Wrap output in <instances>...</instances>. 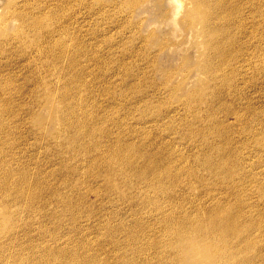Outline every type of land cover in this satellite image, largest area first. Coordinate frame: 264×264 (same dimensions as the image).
<instances>
[{"label":"rangeland","instance_id":"rangeland-1","mask_svg":"<svg viewBox=\"0 0 264 264\" xmlns=\"http://www.w3.org/2000/svg\"><path fill=\"white\" fill-rule=\"evenodd\" d=\"M34 1L35 0H33V1L31 0L30 2H32V6L34 5V7H37L39 3L42 4V6H43L44 2L46 3V1H48V0H42V1L36 0L35 2ZM83 1L86 4L80 5L81 8L79 10H78V6H79L80 0H65V2L63 0H56V1L55 0H49V3H53V6H55L54 11H55V13L57 12L56 14L63 16V13H64V14H66L65 15L66 19L68 18L69 15H70L69 17L72 18V22H71V19H68V23L71 22L68 24L70 26V27H68V32H70V33L72 32L71 33L72 35L70 38V43H74L75 46H70V49H71V51H74V50L78 51V56H77V58L79 59L78 67H80L84 70V75L81 77V82L85 86L86 92L89 95H91V94L96 95L95 97L98 98V100L100 102L103 101V105H101V106H104V108H103L104 113H103V116L101 119L100 126H104L107 128L110 127L113 129L116 126H119L117 123L114 122V120H118V118L120 120H124L125 122L127 119H129L128 120L129 122H131V121H135L138 123L141 122L139 125H142V127L146 128L148 130L145 133L139 131L140 133H143L145 135L147 134V136L150 137L149 140L151 138H153L154 140H157L158 143H161L162 145L166 146V148H168L169 150L171 149L170 153L173 154L174 156H178V153L180 155H183L182 157L187 159L185 162H187L188 165L192 164L189 166L195 167L197 165L196 166L197 171L200 170L199 172H201V170H202V172H201L202 176L207 177V175H208L207 182L209 181L210 185L208 183H207L208 184L207 185L206 182L202 183L199 180L193 179L192 185L190 186L192 189H189L187 185H184L186 189L183 186H180V188L183 187L181 189L185 191V194H187V196L189 194V197L187 198L186 195L184 196L183 194H181V193H184V191L179 192V194H177L176 197L174 196L175 199L173 200L172 203H170V205H168V207H166V209L168 208V210H171L169 207L170 206L174 207V205H175L177 207V209L179 208V211L177 210L178 213L175 212L178 215L181 214V212H182V215H183V213L184 214L187 213V212H185L187 209H188L187 210L188 212L190 211V213L194 214L193 211H196V209L193 206H195V202H200V200H201L200 197L204 196L203 198L204 199L207 198V202L209 201L208 196H207L208 195L207 192H208V190L211 191L213 189L212 185H214V189L219 188L218 190L224 192V194L226 193L227 190L232 191L234 189V190L243 191V189H244V187L241 185L242 182H239V185L237 184L238 183L237 182V183H235L236 185L232 184L231 186L226 185L224 187L223 185L225 184L224 181H226V179H223L222 186H221V184L219 186L218 185L219 184L218 179H216L218 177H216V175L213 176L212 173L209 175L210 170L206 166H204V165L202 166V163L200 162V160H199V162H197L198 156H199V158H201V157L205 158L207 156L206 154H208V152H209V154H211L213 152V148H211L210 146H213L215 141H217V143L219 142L218 141L219 138H217V135H215V133H214L215 129H217L218 124H213V120H210L208 118L210 111H213L214 114L217 115L218 118L221 119L223 126H226L225 127L226 131L230 132L231 135L234 134L232 136V138L234 140L233 142H234L235 146L237 147L236 154H240L239 156H241L242 154L239 152H244L245 155L243 156L244 159H242V160L244 161L246 159L247 161H249L248 162V164H249L248 170H250L251 173L250 172L247 173V171H246V174H250L251 177L253 176V182H252L253 185H252V187L250 185L248 186L251 188L248 191L249 193H247L248 195L246 194V196H245L246 199L249 198V201H250L249 203L251 205H253V206L257 205V206H255L256 208L254 207V209H255L254 211L256 213H257V211L258 212L264 211V196H263L264 195V150H262V146L264 145V63H263L264 62V60H263V57H264V35H263L264 34V23H263L264 22V10H263L264 0H253V1L249 0L250 3L248 0H243V1L242 0H233V1L229 0L230 3L227 2L228 0H220L222 2V4H220L219 0H217V1L212 0L210 2V5L213 1H216L217 3H219V4H217L216 2H214L211 5L212 11H211V9H210V12L208 11L210 13V17L212 16V19L215 17L213 19L214 21L211 19L214 25H216V26L219 25L217 27H220V29H221V27L225 26L224 24L229 25V23L231 22V23L236 25V22L238 23V21L239 22L242 21L241 23L246 24L247 31L250 30L249 32H252V34L250 33L251 35L249 37L248 35L244 34L245 32L243 33L241 31V29L240 30L235 29V25L232 28L227 27V34H228L229 39H226L225 41L224 40L223 41H224V44L227 42V44H225V45H227L229 48L232 45L230 51L231 52L233 51V52L231 55H227V56H230V58H228L230 60H228V62L223 65L224 67L221 66L222 64L220 63L222 60L221 55L220 56H217V55L213 56L215 58V60L212 59V62L214 61L215 64L214 63L213 64L215 66L217 65L216 66V72H217L218 76H216L215 78L211 77V79L208 75L199 73L198 65H197V62H199L198 59L201 56V52H203V51L207 52V50H208L207 47H205L202 44L204 38L202 36L196 37L192 33L186 32L184 26L182 25V23L179 20V18H181L182 14L184 13V5L183 4L180 5L179 7H177L178 9H176V6L174 4V0H147L145 2L146 4H144L142 7H138L137 9L134 8V12H133L130 9V6H134V5H129L127 2L128 0H101V1L100 0H83ZM234 1L236 3H234ZM245 1H247V2H245ZM231 2H233L232 5L236 6V7L234 6L235 9H233L234 7L231 8L232 7ZM99 3L105 4V5H102L101 7H99V5H98ZM238 4L241 7L240 11L245 9L244 11L246 13L241 11V12H243L244 15L241 12L238 13L239 16L237 14H235V12L237 11L236 8L238 9V7H239ZM258 4L260 6H258ZM171 5L173 7V11L177 15L176 16V20H177L176 22L173 18L174 14H172ZM221 5H223V6H221ZM226 5L228 8L226 7ZM241 5H244L243 8ZM30 6H31V3L27 7L21 6V7H19V9L24 8L25 9L24 13L26 14L27 8H29ZM66 6L70 9L66 10ZM72 6H76L75 9ZM213 6L218 11H215V9H213L214 8ZM229 6H231V7H229ZM255 6H256V8L258 7L257 9H259V7H260V10L262 9L263 13L259 12L255 8ZM220 7H222V8H220ZM223 7H225L227 10L223 9ZM32 8L33 7H31V9ZM9 9H11V7L9 6L8 1L7 0H0V15H2V13H5V11L7 13L9 11ZM31 9L29 8L28 11H30V12H27L28 15L25 16V19H28V16L31 13L32 14L36 13L37 16H43L44 15L42 10L40 12V10H38L37 8H35L36 10H31ZM124 9H125V11H124ZM74 11L77 13L76 15H75ZM219 11H221V14ZM231 11L233 12V14ZM69 12H71V13L69 14ZM177 12H179V13H177ZM240 13L242 14V17L240 15ZM178 14H179V16H178ZM216 14H217V16H216ZM12 15L10 14V16H9L10 18H8V20H7L5 29L8 28L9 30H12L15 26H17L20 23V21L17 20L16 17L15 16L13 17ZM227 16H228V18H227ZM44 17H45V15H44ZM81 17H82V19H81ZM241 18H244V19L241 20ZM66 19H65V21H66ZM73 19L78 20V22L75 21V23H74ZM79 20H82V21H79ZM233 21H235V22H233ZM255 23H256V26L254 25ZM79 24H81V25H79ZM248 28H249V30H248ZM257 30L258 31L260 30L259 32L262 33V35H263L262 40L263 41L259 39L260 33L258 35H256L259 38L254 36ZM30 31H33V30H30ZM229 31L230 32L232 31V32L230 33ZM237 31H238V33H240V31H241V33L239 34L240 36L238 35V33H236ZM233 34L234 35L237 34L238 36L237 35L234 36ZM245 35L247 38L245 37ZM230 36L233 38L238 37L236 40L237 42L235 41V43L233 42V44H231L230 41L232 38ZM252 36L254 38H252ZM219 37H220V35L217 36V38H219ZM62 38H63L62 40H61V38H59L58 42L60 44L57 43L56 45H53V42H51L50 40L45 41L46 39H44V41L42 40V42H41V40H38V42H39L38 43V42H36L38 38H34V37H33V39L28 38L24 42H22V43L20 42V45L14 44L15 47L13 49H15L16 47L18 48L20 46L18 49H19L20 53L22 52V54H20L19 51L17 52L18 49H15L17 54H14V52H11V51H15V50H11L10 52H8L9 55L6 53L3 54L5 57L0 55V84H5L10 79H13L15 84H18L19 86L24 87L23 90L21 92H19L20 94L18 93L19 95L17 94L15 96L16 99H14L12 101L8 100V101L2 102L3 105H5V107H7V111H11L13 108H17L19 106H23V108L26 109L27 108L26 105L25 104L21 105V104L23 103V101L29 102L32 99V95H33L32 90L35 89L34 87H35L37 81L39 82V80L44 75H47L53 81H58V80H55L54 77H50L49 74L47 73V71L45 72V69H48V68L53 66L52 58H54V56L57 53H60V50H61L60 47L62 45H64L63 44L64 43V41H63L64 36ZM56 39H58V38L56 37ZM221 39H223V38H221ZM238 39L242 40L243 44ZM72 40H74V42H71ZM251 40H252V42H251ZM246 41H247V43H246ZM258 41L260 43H258ZM237 43H239V44L237 45ZM245 43H246V47L243 46V45H245ZM23 44H25V46H23ZM234 44H236V45L233 46ZM247 44L248 45L251 44L250 48ZM21 45L23 47H26V48H23ZM241 46H243V48H244V50H243L244 52L242 51L243 54L245 55L244 58H243L244 55L241 54L242 52L240 53L239 51H237L239 49V47H241ZM42 47H43V49H46V50H49L51 48L50 49L51 51L48 53H49V55H53V56H47L48 53L45 50H41ZM197 48H199V49H197ZM246 48H248L247 51L245 50ZM22 50H24V51H22ZM252 52H254V53H252ZM25 53H26V55H25ZM21 55H23V56H21ZM238 55H239V57H238ZM11 56H13L15 59ZM16 56H19V57H17V59H16ZM246 56L247 57L249 56L248 58H251V59H248ZM18 58L20 60H18ZM12 60H13V62H12ZM32 60H33V62H32ZM231 60L232 61H236V60L238 61L239 60L240 62L236 61L237 62V64H236V62H232ZM59 61L66 62L67 60L65 61V59H61ZM217 61H218V63H217ZM8 62H10V63H8ZM54 63H56V61ZM231 63H233V64H231ZM26 64L29 67L26 66ZM33 64H37L38 66H40L39 70L37 68H33V66H34ZM238 64H239V66H238ZM31 65H33V66H31ZM228 65H229V67H228ZM219 66L221 67V69ZM230 69L233 70V72ZM3 70H5V71H3ZM221 70H223V71H221ZM228 71H229V76L232 78V80L229 84L223 86L221 84L222 80H220V79H222L221 75H223V73H226ZM236 74H238L237 77L235 76ZM215 75H216V73H215ZM3 76H4V78H3ZM69 76H70L69 74H64L63 79H67ZM220 76H221V78H220ZM236 80H237L238 84H237ZM233 81H235L236 84ZM51 83H54V82H51ZM216 84H217V87H216ZM232 84H234L236 86H234ZM237 85L239 88L237 87ZM29 86H32V87L34 86L33 87L34 89L32 87H29ZM218 86L221 87V89L220 88L218 89ZM227 86L229 88H225ZM230 86H232V87L230 88ZM52 87L53 88H51V90H48V91H47V89H41L40 88L38 91L39 95L41 96V95H44V93L50 92L51 96H53L56 93H52L51 91L54 90L53 92H57L56 83L52 84ZM226 91L228 92V94ZM0 93H1V90H0ZM194 93H198V95L202 94V96L201 95L200 96L203 97L202 98L203 101L202 100L197 101V99H198L197 96H192ZM191 96H192V98H194V100L192 102H190V100H189V98ZM113 97L117 98V100L112 102L114 104L111 105V103H109V101ZM241 97H243V98L241 99ZM143 100H144V102H142ZM49 104H50V102H38L33 106L34 110H35L34 113L36 114V117L41 114V117L43 118V120L41 122H39V123H41V124H39V127L43 128V129L45 126H47V123L51 127V129L56 128L57 127L56 125H58L56 122H53V121L48 122L49 113L51 111L50 109H53V107H49ZM108 106H110L111 108L109 109ZM27 109L25 111H28ZM29 109H30V107H29ZM90 109L93 110V107L92 108L90 107ZM143 111L151 113L148 116L149 118H143V115H141V113ZM123 112H125V113L127 112V113L125 114ZM152 116H154L155 119H153ZM158 118H160V119H158ZM145 122H147V123H145ZM149 123H152V124H149ZM201 124H203V125H201ZM12 125L18 126L17 131H15L16 138H12V139H13V141H19L20 143H19V146H17L16 148L13 147L14 155L12 154V149H11V152L8 149V153L6 154L7 158H9V157L11 158L13 155L14 157L12 160L14 162L16 161L15 163L11 164V167H13V168H11V171H9V173H8L5 171V169H0V198L5 196L2 199H5V201L7 200L8 202L10 201L9 202L10 206L7 203L8 211H7V207L0 203V225H1L0 229H2V230H0V243L2 242V244H0V258L3 259L2 263H0V264H18V263L22 264L23 262H24L23 264H43L44 262H45L44 264H47V262H48V264H50L51 262L54 264H57V263L59 264V261L61 262L60 264H64V263L65 264H78V263L80 264L82 262V260H84V259H85L84 261L87 264H91L89 262H92L93 264H95V263H98L101 258H106V257L111 259V262L114 261L113 264H117V263L118 264H126V263H128V264H130V263L131 264H141L143 262H144L143 264H146V261L148 262L147 264H153L151 262L155 261L156 258H154V260H153V258H151L152 257L151 253H152V255H155V256H156V254H154L152 252V250L155 248H152L150 245L151 244L153 245V243L155 242V241H153L154 239H156V240L158 239L156 237L158 235H159L158 236L159 239L157 241H160V242L161 241L166 242L167 240L170 241V238L172 239L173 237L169 236V233H168L169 230H167V227H169L170 225L173 226L175 223H171L169 221L171 219V216H164L162 213L158 214L160 212L154 210L157 207L156 204L162 205L161 204L162 201L163 202L165 201V199H164L165 196L161 195L163 193H159L157 191L154 192L155 189L150 188L151 187L150 184L147 181H144V179L139 178V174L137 175L136 173L132 172V170H131V173L129 172L130 170H128L125 177H121L122 172L125 170L123 168V165L121 162L122 161V155H120V153H116L115 149L118 146L125 145L126 142L128 141L127 140L128 136H126L123 133V131L115 130L114 133L111 134L109 139H107L108 141L106 140L104 142H101L102 143L101 146H99L98 148H95L96 145H93V143H94V141H92L93 139L90 137L84 136V135L81 137L82 138L81 144L83 146L82 145L81 146L75 145V142L73 143L74 144L73 146H69V145L67 146L65 143H64L65 145L62 142L60 143L59 140L57 143V138H54V135H51V134H45L44 135L42 133L41 129H40V131H37L38 134L36 133V131L34 129H33L34 132L31 133L32 130H30L28 128V124H27V127H26V125H20V124H15V123H13ZM202 126H203V128H202ZM39 132H40V134H39ZM41 133H42V135H41ZM140 133L138 134L134 131H131L130 135H134L135 137H133V139H135V141H138V143H140L143 141V138L140 136L141 135ZM33 134H34V136H33ZM239 134H241V135H239ZM37 135H39V136H37ZM119 136L123 137V139L120 137V141H118L119 144H116V142L113 140H117V138ZM246 136H247V138H246ZM45 137H46V139H45ZM35 138H37L39 140L38 141H37V139L34 140ZM72 138L74 141L75 138L74 137H72ZM194 140H197L196 144H199V142H200V146H198V147L199 148L201 147V149H199L195 146ZM90 141L93 143H91ZM165 142L167 145L164 144ZM204 142H206L205 143L206 145L204 144ZM33 144H35V145H33ZM36 144H37V147H36ZM45 144L46 145L49 144L50 146L49 145L46 146ZM61 144H63V145H61ZM202 144H203V146H202ZM109 145H111V146L109 147ZM77 146H79V150L77 149L78 148ZM113 146L114 147L116 146L115 149L113 148ZM55 148H56V150H55ZM72 148H74V149H72ZM63 149L66 151V153ZM83 149H87V150H83ZM89 149H91V150H89ZM102 150H104L105 152L102 153L103 152ZM100 151H102V152L100 153ZM112 151H113V153H112ZM49 152H51V154ZM68 152H71V153H68ZM84 152H85V154H84ZM93 152L94 153L96 152V153L94 154ZM108 152H109V154H108ZM181 152L184 154H182ZM200 152L203 154V156ZM62 153H64L65 156ZM204 153L206 156H204ZM57 154H58V156H57ZM112 154L113 155L116 154V155L113 156ZM56 156H57V158H55ZM66 156H67V158H66ZM71 156H73V158ZM63 158H65L66 160H64ZM109 158H111V161L113 162V164H112L114 166L113 167V173L117 174L118 177L120 176V179H121V180H119V178L117 177V179L115 180L117 183L115 182L114 184L118 185L119 183H122L123 184L122 189L117 188L115 193H110L108 191L110 189H107L109 187V186H107V184L109 185V183H106L104 181L105 178L104 179L102 178L103 181H100L101 179L97 180L99 182L98 185L95 184L96 182L94 183V187L96 190L95 193L91 192L92 194L88 193L87 196L86 195L82 196V192H84L85 189L82 188L80 185H83L82 182H83V180H85L86 176L89 177L90 176L89 174L94 173V176L97 177V176L101 175L102 172H104L106 176L108 175V173L110 171H109V169L106 171L107 168L103 164V161L105 163L107 159L110 160ZM141 158L139 157V159L138 158L136 159V162H135L136 167H140L144 163L145 159H141ZM95 159H97V160H95ZM73 160H75V161H73ZM117 161H118V163H117ZM193 161L195 163L197 162V164L195 165V163ZM72 162H74V163H72ZM64 163H66V164H64ZM101 163L103 166L101 165ZM198 163H200L201 165ZM173 164L179 165L178 161L174 162ZM0 165H4V162L0 161ZM71 165H72V167H71ZM21 166L26 167L28 169V175H27L28 178L24 175V173H21L22 171L19 168ZM117 166H118L117 170H119L118 171L119 173L116 172ZM79 167H81V168L83 167V169H84V167H86L90 171L89 174L87 175V173H83V169L80 170V172L77 170L79 172V173H77L76 168H79ZM203 167H204V169H203ZM103 168L104 169L106 168V169L104 170ZM121 168H122V170H121ZM62 169H64V170H62ZM68 169H69V172L67 173ZM71 169H73V170H71ZM95 169H96V171H95ZM15 171H16V173H14ZM25 171H27V170H25ZM41 171H42V173H41ZM10 173H11V175H10ZM30 173L32 176L30 175ZM76 173L78 176L75 175ZM23 175H24V177H23ZM72 175H74V176H72ZM150 175L152 176L153 173L149 174V178L153 179L154 175L152 177ZM162 175L164 177L166 176L164 174H162ZM243 175L244 174H241V177H243V178L245 177L244 180H246L247 176H245V175L243 176ZM135 177H137V178H135ZM138 178H139V180H138ZM45 179H47L48 181H46ZM151 179H149V180L151 181ZM165 179L166 180L163 184H165L167 182L168 178L165 177ZM235 179H238V178L235 177ZM23 180H28L27 182L28 183L31 182V184L24 183ZM34 181H36V182H34ZM38 181L41 182L43 185L39 189L37 188V187H39L37 185ZM80 181H82V182L80 183ZM236 181H239V179ZM32 182H34V183L32 184ZM211 182H213V183H211ZM47 183H49L50 185ZM77 183H78V185H77ZM252 183H249V184H252ZM27 184L29 186L31 185V187L33 186L34 188L28 187ZM69 184H71V185H69ZM73 184H75L76 186L75 185L73 186ZM125 184H127V187L128 186H131V187L127 188ZM166 184H168V182ZM124 185H125V187H124ZM23 186L25 188H23ZM48 186H50V187H48ZM208 186H211L212 188L210 187V189H209ZM204 187H207V188H204ZM224 188H226V189H224ZM28 189H30L31 191ZM46 189H48V190H46ZM206 189H207V191H206ZM214 189L212 190L213 192L218 191V190H216V189L214 190ZM5 190H7V191H5ZM125 190L130 191V193L126 192ZM202 190H204L205 192H203ZM28 191H30V192H28ZM57 191H59V194L57 193ZM138 191H139V193H138ZM34 192H37V193L34 194ZM40 192H43V193H40ZM60 192L61 193L65 192V194L64 193L61 194ZM145 192H147V194ZM190 192H192V193L190 194ZM17 193L18 194L23 193V194L18 195ZM38 193H40L41 195ZM76 193H77V195H76ZM126 193H128V194H126ZM131 193H132V196H131ZM143 193L145 195H141ZM151 193H152V195H151ZM204 193H205V195H204ZM111 194L114 195V196H112V198L110 196ZM133 194H135V196ZM56 195H59V196L57 197ZM61 195H62V197L64 196L63 197L64 199L61 197ZM115 195H116V197L118 196V201H117ZM121 195H123V196H121ZM127 195H129V197ZM147 195H151V196H153V198H155L153 200V203L151 202L153 205L151 203L149 204V203L145 202L146 197H148ZM119 196H121V198ZM130 196L131 197L134 196L133 197L134 199L131 198ZM143 196H144V198H141ZM178 196L184 197L185 200L186 199L187 200L189 199V200L185 201L184 199H182V200H184L183 201L184 203H183V202H181L182 200L180 201V199H179L180 197L178 198ZM113 197H115V198H113ZM125 197H126V199H125ZM136 197H137V202L140 201L141 205H140V203H138L139 205H137L136 199H135ZM139 197L141 198V200ZM196 197L199 199V201ZM75 198H76V200H75ZM108 198L112 202L107 201ZM127 198H129V200ZM130 198H131V200H130ZM192 198H193V200H191ZM16 199H17V201H16ZM43 199H45V200H43ZM113 199H115V200H113ZM178 199L181 202V204L178 201ZM15 201H16V203H15ZM113 201H114V204H113ZM121 201H123V202H121ZM174 201H176V202L178 201V202L176 203ZM191 201L193 203H191ZM99 202L101 204H103V206H101V204ZM108 202H111V203L109 204ZM131 202L133 205L131 204ZM143 202H144V204H146V205L148 204L149 206H151V207H149L147 205L148 206L147 210H149V209L151 210V208H152L154 210V212H156V213L152 212L153 210H151V211L149 210L150 212L147 211L146 210L147 206L145 207ZM209 202L213 203V201H211V199ZM209 202L207 203V205H209ZM39 203H40V205H39ZM182 203L184 205H182ZM11 204H13V206ZM15 204H17V205H15ZM135 204H136V207H134ZM185 204H187V206H188V204H191V206H188V208H187V206ZM96 205H98V206H96ZM159 205H158V207H159ZM180 205H182L183 208L185 209V210L182 209L184 212L180 209ZM90 206H92V207H90ZM131 206L133 208H136V209L138 208V206H140V207L143 206V208L139 207L137 210L141 209V211H143L142 213L144 215L142 213H140V214H142L145 219H143V216L138 215L140 211H138V213H137V210L133 209ZM185 206H186V208H185ZM17 207H18V209H17ZM43 207L45 208V211H44ZM49 207H50V209H49ZM144 208H145V210H143ZM100 209H101V211H100ZM108 209L109 210L111 209V210L109 211ZM189 209H191L192 211ZM180 210H181V212H180ZM13 211H15V212H13ZM16 211L18 213H16ZM42 211H43V213H42ZM10 213H12V216H14V217L18 215L20 219L18 218V221H16V223H15L17 225L16 226L17 228H15V230L13 229L9 233L6 231L9 229L7 227H10V225H15V224H13V223L10 224L9 221L7 222L4 218L9 219ZM14 213H16V214H14ZM125 213H127V214H125ZM130 213L132 214L131 216H130ZM133 213H136L139 218H137L136 214H133ZM147 213H149V216ZM168 213H169V211H167V214ZM172 213H174V212H172ZM260 213H264V212H260ZM91 216H94V217H91ZM125 216H126V218H124ZM135 216H136V218H135ZM173 216L175 217V215H173ZM86 217H87V219H86ZM161 217H162V219H161ZM174 217H173V219H174ZM112 218H113V220H112ZM167 218H168V222L166 220ZM15 219L17 220V218H15ZM103 219H106V220H103ZM173 219H171V220L173 222H175V220H173ZM92 220H94V221H92ZM95 220H97V221H95ZM100 220H102V221H100ZM136 220L138 222H136ZM69 221H70V223H69ZM165 221H166V223H165ZM77 222H79V223H77ZM83 222H85V223H83ZM110 222H112V223H110ZM140 222H142L141 224H143V222H145V224L140 225ZM148 222L151 225H149ZM55 223H57V224L55 225ZM59 223H60V225H59ZM105 223H107V224H105ZM122 223H123V225H122ZM82 224H84L86 226H84ZM137 224H138V226H137ZM70 225H72V226H70ZM87 225L89 226V229H88ZM103 225H104V227H103ZM111 225H112V227H111ZM45 226L48 227L49 230H46L48 228H46ZM97 226H99V227L102 226L103 228L102 227L99 228ZM119 226H122L121 227L122 231H121ZM140 226H142V228H139ZM175 226L177 227V224H175ZM133 227L135 228L134 231H132ZM27 228H28V230H27ZM72 228L74 230H76V232L73 231ZM104 228L105 229L109 228L111 232L109 231V229L107 231V229L105 230ZM138 228L141 230H139ZM156 228H159V229L157 230ZM55 229H57V230L55 231ZM85 229H86V232H85ZM100 229H102V230L98 231ZM3 230H4V232H3ZM79 230L81 231V233ZM104 230H105V232H104ZM159 230H160V233H159ZM43 231L46 234H43ZM54 231H55V233H54ZM66 231L67 232L70 231V232L67 233ZM149 231H150V233H149ZM6 232H7V234H6ZM13 232L15 234H13ZM65 232L67 234H65ZM112 232H113V234H112ZM128 232H129V234H127ZM143 232L145 234H142ZM49 233H50V235H48ZM72 233L74 234V236ZM86 233L88 235H86ZM99 233H101L102 236ZM148 233L152 234V236L155 235V237L154 236L151 237L152 238V240H151V238H150L151 235H149ZM61 234H62V237H61ZM116 234H117V238H116ZM121 234L123 236L124 235L125 236L124 237L120 236ZM257 234H258L257 238H256L257 240H259V241L264 240V230H260ZM9 235H10V237H9ZM51 235H52V237H51ZM57 235H59V236H57ZM147 235H149V236H147ZM2 236H4L5 239ZM127 236H131L132 238L129 237L130 238L129 239ZM140 236H141V238L142 237L146 238V240L144 238L139 240ZM146 236L148 237V240H147ZM2 238H3V240H1ZM40 238H41V241H40ZM109 238H112V239H109ZM164 238H166L167 240ZM52 239H54V240L52 241ZM79 239H81V240H79ZM96 239H97V241H96ZM120 239L122 241L124 240L125 242L124 241L122 242ZM5 240L8 242V244H5V243H7ZM135 240L138 243H136ZM144 240L147 242H144ZM168 241H167V243H168ZM89 242L92 245L88 244ZM105 242H106V246H105ZM115 242H117V244ZM130 242H131V244H130ZM49 243H51V244H49ZM76 243L78 244L77 249H79V251H77V249L75 248L76 247L75 245H77ZM97 243H99L98 245H100V244L101 245L97 246ZM102 243H104V245ZM108 243L111 244V246L108 245ZM120 243H121L122 247L120 246ZM140 243H141V245H143V244L144 245L143 246L138 245ZM58 244H60V245H58ZM52 245H53V247H55V250L52 247ZM63 245H64V247H63ZM85 245H87V246L85 247ZM112 245H114V246H112ZM145 245H147L148 247ZM71 246H73L72 247L73 250L70 248ZM92 246H94V247H92ZM111 247H112V249H110ZM136 247L138 250L136 249ZM138 247H140V249ZM145 247L147 250L145 249ZM56 248H60V249H56ZM90 248H91V250H90ZM97 248H98L99 252L97 251ZM113 248H115V249H113ZM141 248H143V249L141 250ZM151 248H152V250H150ZM20 249H21V251H20ZM37 249L41 255L37 252ZM104 249H105V251H104ZM108 249H110V251H112L113 253L108 251ZM121 249H123V250L127 249V250H125V252H124ZM144 249L146 251H148L149 253L146 252ZM87 250L89 251L88 252L89 254L87 253ZM106 250L108 252H106ZM115 250H117V251L115 252ZM135 250H137L138 252ZM70 251H72V253ZM85 251L87 254L85 253ZM95 251H96V253L94 255ZM141 251H143V252H141ZM97 252H98V254H97ZM101 252H102V254H101ZM103 252H104V254H103ZM42 253L44 254V257H42L43 256ZM124 253L126 254V256L124 255ZM129 253H130V255H129ZM135 253H136V255H135ZM75 254H78V256H75ZM99 254L101 256L102 255H104V256L101 257ZM106 254H108V255L106 256ZM115 254L118 255L117 256V257H119L118 259L116 257H113V256H116ZM121 254H123V255L121 256ZM14 255H18V258L19 257L21 258V259L19 258V260H20L19 262L15 263V262L11 261L12 258H14ZM89 255H91V256H89ZM96 255H97V257H96ZM131 255H132V257H130ZM26 256H29V257H26ZM52 256H54V257H52ZM66 256H67V258H66ZM83 256L84 257L86 256V258H84ZM92 256H94V257L92 258ZM110 256H111V258H110ZM135 256H136V258H135ZM68 257L69 258L71 257V259H68ZM24 258L26 260H24ZM45 258H46V260H44ZM53 258H54V260H53ZM73 258H74V260H73ZM78 259H79V261H78ZM123 259L125 260L126 263H124ZM130 259H132V260H130ZM138 259L141 261H138ZM21 260H22V262H21ZM95 260H96V262H95ZM172 260H174V259L171 258V256H168V258H165V261L167 264L170 263ZM84 261L81 264H85ZM260 261L261 260H259L257 262V264H264L263 261H261V262ZM186 262H187V259L185 260L184 257H180V261L177 264H185Z\"/></svg>","mask_w":264,"mask_h":264},{"label":"bare ground","instance_id":"bare-ground-1","mask_svg":"<svg viewBox=\"0 0 264 264\" xmlns=\"http://www.w3.org/2000/svg\"><path fill=\"white\" fill-rule=\"evenodd\" d=\"M8 1V3H9V6L11 7V9H9V11L6 13V11H5V13H2V15H0V55L1 56H3V57H5L3 54L4 53H6V54H8L9 55V53L8 52H10L11 50H15V49H18L17 47L15 48V49H13L15 46H14V44L16 45H20V42L22 43V42H24L26 39H28V38H32L33 39V37L34 38H38L37 39V41L36 42H38V40H41V42H42V40L44 41V39H46L45 41H48V40H50L51 42H53V45H56L57 43H59L58 41H59V38H61V40L63 39L62 37L64 36V45H62L60 48H61V50H60V53H57L55 56H54V58H52V63H53V66L52 67H50V68H48V69H45V72L47 71V73L49 74V76L50 77H54L55 78V80H58V81H53L51 78H49L47 75H44L40 80H39V82L37 81V83H36V85H35V89L32 87V86H29V87H32L34 90H32L33 91V95H32V99L29 101V102H27V101H23V103L21 104V105H26V107L28 108H26L28 111H25L26 109H24L23 108V106H19V107H17V108H11L12 110L11 111H7V107H5V105H3V103L2 102H4V101H8V100H14V99H16L15 98V96L19 93V92H21L22 90H23V86H19L18 84H15V82L13 81V79H10L9 81H7L5 84H0V90H1V93H0V161L1 162H4V165H0V169H5V171L6 172H8L9 173V171H11V168H13V167H11V164L12 163H15L12 159H13V155H14V150H13V147L14 148H16L17 146H19V141H13V139L12 138H16V136H15V131H17V129H18V126H15V125H12L13 123H15V124H20V125H26V127H27V124H28V128L30 129V130H32L31 131V133L32 132H34L33 131V129L36 131V133H37V131H40V129L42 130V133L45 135V134H51V135H54V138H57V143H58V140L60 141V143L62 142L63 144L65 143L67 146L69 145V146H73L74 144V142H75V145H79V146H81L82 144H81V137L84 135V136H87V137H90V138H92L93 140L92 141H94V143L93 142H91V143H93V145H96V147L95 148H98L99 146H101V142H104V141H106L107 139H109V137L111 136V134H113L114 133V131L115 130H121V131H123V133L126 135V136H128L127 137V142H126V144L125 145H123V146H118V147H116V149H115V147L113 146V148L116 150V153H120V155H122V165H123V168L125 169L123 172L121 171L122 170V168H121V172H122V176L121 177H125V175L127 174V172H128V170H130L129 172L131 173V170H132V172H134V173H136L137 175L139 174V178H142V179H144V181H147L149 184H150V188H154L155 189V191L154 192H159V193H163V194H161L162 196H165V203L162 201V205H159V207H158V205L156 204V209H154L155 211H159L160 213H158V214H163L164 216H171V219H173V215H175V217H174V219L173 220H175V222H173L171 219L169 220L171 223H175V224H177V227L175 226V224L172 226V225H170L169 227H167V230H169V236H172L173 238L171 239L170 238V241H168L166 238H164V239H166L167 241H168V243H167V241L166 242H160V241H157L158 239H159V235L158 236H156L158 239L156 240V239H154L153 241H155L154 243H153V245L151 244L150 246L152 247V248H155V249H153L152 250V248L150 249V250H152V252L154 253V254H156V256L155 255H152V253H151V258H153V260H154V258H156V260L155 261H153V262H151V263H153V264H167L166 263V261H165V258H168V256H171V258H173L174 260H172L170 263H168V264H177L179 261H180V257H184L185 258V260L187 259V262L185 263V264H257V262L259 261V260H261V261H263L264 262V240H262V241H259V240H257L256 238H257V233L260 231V230H264V213H260V212H264V211H260V212H258L257 211V213L254 211L255 209H254V207L255 206H257V205H251L249 202V198H247L246 199V194L247 193H249L248 191H249V189L252 187V185H253V176L251 177L250 176V174H246V171H247V173L248 172H250V170H248V166H249V164H248V162L249 161H247L246 159L243 161L242 159H244V155H245V153L244 152H239V153H241L242 155L241 156H239L240 154H236V150H237V147L235 146V144H234V140H233V138H232V136L234 135H231V133L230 132H228V131H226V129H225V127L226 126H223V124H222V122H221V119L220 118H218V116L217 115H215L214 114V112L213 111H210V113H209V116H208V118L210 119V120H213V124H218L217 125V129H215V131H214V133H215V135H217V138H219L218 139V143H217V141H215V143L213 144V146H210L211 148H213V152L211 153V154H209V152H208V154H206L205 155V153H204V156H206L205 158H203V157H201V158H199V156L197 157V162H199V160H200V162L202 163V166L204 165V166H206L209 170H210V172H209V175L212 173V175L214 176V175H216V177H218V178H216V179H218V182H219V186H220V184H221V186H222V182H223V179H226V181H224L225 182V184L223 185L224 187L226 186V185H232V184H235V183H237L238 185H239V182H242V186L244 187V189H243V191H241V190H232V191H226V193L224 194V192H222V191H219L217 188H215L216 190H218V191H215V192H213L212 190L214 189V185H212L213 186V189L210 191V190H208V199H209V201H210V199H211V201H213V203H211V202H209V205H207V198H203V197H200V202H195V206H193L195 209H196V211H193L194 212V214L193 213H190V211L188 212L187 210L185 211V212H187V213H183V215H182V212H181V210L183 209V210H185L184 208H183V206L182 205H184L183 203V201L185 200L184 199V197H180V196H178V198L180 199V201L182 200V199H184V200H182L181 202H183L182 203V205H180V212H181V214H176V213H178V211H179V208L177 209V207L174 205V207H172V206H170L169 208L171 209V210H168V208L166 209V207H168V205H170V203H172L173 202V200L175 199V197H176V195L177 194H179V192H183L184 190H182L181 188H185V186L184 185H187L188 186V188L189 189H192L190 186L192 185V181H193V179H196V180H199V181H201L202 183H204V182H206V184L208 183H210L209 181L207 182V178H208V175H207V177H204V176H202V174H201V172H202V170H201V172H199V171H197V168H196V164H197V162L195 163L194 161V163H195V167H193V166H189V165H192V164H187V162H185L187 159H185V158H183L182 156L183 155H180L179 153H178V156H174L173 154H171L170 153V151H171V149L169 150L168 148H166V146H164V145H162L161 143H158V141L157 140H154L153 138H151L150 140H149V136H147V134L145 135V134H143V133H140V132H147V130L148 129H146V128H144V127H142V125H139L141 122H135V121H131V122H129L128 120L129 119H127L126 120V122L124 121V120H120L119 118H118V120H114V122L115 123H117L119 126H116V127H114L113 129L112 128H107V127H104V126H100V123H101V119H102V116H103V111H104V106H101V105H103V101L102 102H100L99 100H98V98H96L95 96L96 95H94V94H91V95H89L87 92H86V88H85V86L83 85V83L81 82V77L84 75V70L82 69V68H80V67H78V61H79V59L77 58V56H78V51L77 50H74V51H71V49H70V46H75V44L74 43H70V38H71V33L70 32H68V27H70L68 24L69 23H71L72 22V18H70L68 15V18L66 19V17H65V15L66 14H64L63 13V16L62 15H59V14H56L55 13V9H54V7L55 6H53V3H49V0L48 1H46V3L44 2V4H43V6H42V4H40L39 2V4H38V6L37 7H34V5L32 6V2H30L31 0H7ZM33 1V0H32ZM36 1V0H35ZM34 1V2H35ZM42 1V0H41ZM56 1V0H55ZM64 2H65V0H63ZM101 1V0H100ZM147 0H128L127 2H128V4L129 5H134V6H130V9L134 12V8L135 9H137L138 7H142L144 4H146L145 2H146ZM212 0H174V4H175V6H176V9H178L177 7H179L180 5H184V13L182 14V17L181 18H179V20H180V22L182 23V25L184 26V28H185V31L186 32H189V33H192L193 35H195L196 37H199V36H202L203 38H204V40H203V42H202V44L205 46V47H207V52L206 51H203V52H201V56H200V58L198 59V61L199 62H197V65H198V70H199V73H201V74H206V75H208L209 77H210V79H211V77H216V76H218L217 75V72H216V66L214 65L215 63H214V61L212 62V59H214L215 60V58L213 57L214 55H217V56H220L221 55V58H222V60H221V66H223L224 64H226L227 62H228V60H230V59H228V58H230V56H227V55H231L232 54V52L230 51V49H231V47H232V45L230 46V48L227 46V45H225V44H227V42L224 44V41L226 40V39H229L228 38V34H227V27H230V28H232V27H234V25L235 24H233V23H229V25L228 24H224L225 26L224 27H221V29H220V27H217V26H219V25H214L213 24V22H212V20L215 18H213L212 19V16L210 17V9H211V5L214 3V2H216V1H213L212 3H211V5H210V2H211ZM220 1V0H219ZM231 1H233V0H231ZM243 1V0H242ZM249 1V0H248ZM253 1V0H252ZM54 2V1H53ZM58 2V1H57ZM103 2V1H102ZM227 2H229V0L227 1ZM245 2H247V1H245ZM31 3V6L29 7L30 9H31V7H33L31 10H36L35 8H37L38 10H40V12H41V10L43 11V14L45 15V17H44V15L43 16H37L36 15V13L34 14H30L29 16H28V19H25V16L26 15H28L27 14V12H30V11H28L29 10V8H27V12H26V14L24 13V6H28L29 4ZM42 3V2H41ZM217 3V2H216ZM224 3V2H223ZM230 3V2H229ZM228 3V4H229ZM232 3L233 2H231V5H232ZM234 3H236L235 1H234ZM249 3H250V1H249ZM84 4H86L83 0H80V2H79V6H78V10L81 8V6L80 5H84ZM217 4H219V3H217ZM220 4H222V2L220 1ZM262 4V3H261ZM37 5V4H36ZM58 5V4H57ZM99 5V7H101L102 5H105V4H102V3H99L98 4ZM230 5V4H229ZM21 6H23L22 8L23 9H19V7H21ZM221 6H223V5H221ZM235 5H232V7L231 6H229V7H231V8H233ZM238 6H239V4H238ZM242 6V8H243V6L244 5H241ZM253 6V5H252ZM258 6H260L259 4H258ZM262 6V5H261ZM57 7V6H56ZM65 7V6H64ZM74 9H75V7L76 6H72ZM171 7H172V5H171ZM214 7V6H213ZM226 7H227V5H226ZM236 7V6H235ZM235 7L233 8V9H235ZM217 8V7H216ZM220 8H222V7H220ZM228 8V7H227ZM250 8V7H249ZM255 8H256V6H255ZM258 8V7H257ZM256 8V9H257ZM263 8V7H262ZM19 9V10H18ZM67 9H70V8H68L67 6H66V10ZM213 9H215V7L213 8ZM223 9H226L225 7H223ZM240 9H241V7L239 6L238 7V9L236 8V12H235V14H237L238 15V13L239 12H241V11H243V12H245L244 10L245 9H243V10H241L240 11ZM255 9V10H256ZM62 10V9H61ZM222 10V9H221ZM227 10V9H226ZM231 10V9H230ZM259 12H262V9L260 10V7H259V9H257ZM256 10V11H257ZM263 10H264V8H263ZM124 11H125V9H124ZM209 11V12H208ZM211 11H212V9H211ZM214 11V10H213ZM215 11H218V10H216L215 9ZM229 11V10H228ZM247 11V10H246ZM66 12V11H65ZM220 12V14H221V11H219ZM232 12V11H231ZM243 12H241L242 14H243ZM67 13V12H66ZM71 12H69V14H70ZM74 13H75V15L77 14L75 11H74ZM177 13H179V12H177ZM227 13V12H226ZM240 13V15H241V17H242V14ZM246 13V12H245ZM263 13V12H262ZM261 13V14H262ZM10 14L14 17H16V19L17 20H19L20 21V23L17 25V26H15L12 30H9L8 28H6L5 29V27H6V23H7V20H8V18H10L9 16H10ZM172 14H174V16H173V18H174V20H175V22L177 21L176 20V13L173 11V7H172ZM218 14V13H217ZM217 14H216V16H217ZM232 14H233V12H232ZM72 15V14H71ZM74 15V16H75ZM244 15V14H243ZM246 15V14H245ZM178 16H179V14H178ZM219 16V15H218ZM221 16V15H220ZM223 16V15H222ZM239 16V15H238ZM259 16V15H258ZM80 17V16H79ZM78 17V18H79ZM235 17V16H234ZM244 17V16H243ZM227 18H228V16H227ZM226 18V19H227ZM236 18V17H235ZM238 18V17H237ZM247 18V17H246ZM65 19H66V21H65ZM68 19H71V22H69L68 23ZM80 19V18H79ZM81 19H82V17H81ZM212 19V20H211ZM218 19V18H217ZM221 19V18H220ZM219 19V20H220ZM224 19V18H223ZM242 19H244V18H241V20ZM74 20V23H75V21H77L78 22V20H76V19H73ZM218 20V21H219ZM225 20V19H224ZM263 20V19H262ZM79 21H82V20H79ZM88 21V20H87ZM214 21V20H213ZM238 21V20H237ZM141 22V21H140ZM223 22V21H222ZM233 22H235V21H233ZM242 22V21H241ZM241 22H239L238 21V23L236 22V25H235V29H241V31L244 33V34H246V35H248L249 37H250V35L252 34V32H249L250 30H249V28H248V30L249 31H247V27H246V24H244V23H241ZM244 22V21H243ZM256 22V21H255ZM83 23V22H82ZM226 23V22H225ZM264 23V22H263ZM223 24V23H222ZM72 25V24H71ZM79 25H81V24H79ZM142 25V24H141ZM255 26H256V23L254 24ZM259 25V24H258ZM261 25V24H260ZM201 27V28H200ZM258 27V26H257ZM256 27V28H257ZM72 28V27H71ZM73 29V28H72ZM229 29V28H228ZM234 29V30H235ZM259 29V28H258ZM263 29V28H262ZM30 30H33V31H30ZM252 30V29H251ZM241 31H240V33H241ZM260 31V30H259ZM258 30L256 31V33H255V37H258V36H256V35H258L259 33H260V40H262L263 39V35H262V33L261 32H259ZM219 32V33H218ZM230 32V31H229ZM232 32V31H231ZM230 32V33H231ZM236 33H238V31L236 32ZM240 33H238V35L240 34ZM251 33V34H250ZM218 35H220V37L219 38H217V36ZM234 35V34H233ZM237 34H235L234 36H236ZM237 35V36H238ZM246 35H245V37H246ZM37 36V37H36ZM232 36V35H231ZM230 36V37H231ZM240 36V35H239ZM56 37L58 38V39H56ZM244 37V38H245ZM221 38H223V39H221ZM232 38V39H231ZM230 39H231V41H230V43L231 44H233V42L235 43V41L237 40V38L236 37H231ZM247 38V37H246ZM252 38H254L253 36H252ZM241 39V38H240ZM251 39V38H250ZM257 39V38H256ZM4 40V41H3ZM224 40V41H223ZM239 40V39H238ZM244 40V39H243ZM249 40V39H248ZM239 41H241V43L243 44V42H242V40H239ZM245 41V40H244ZM250 41V40H249ZM263 41V40H262ZM18 42V43H17ZM71 42H74V40H72ZM237 42V41H236ZM251 42H252V40H251ZM7 43V44H6ZM29 43V42H28ZM39 43V42H38ZM246 43H247V41H246ZM246 43H245V45H243L244 47H246ZM258 43H260L259 41H258ZM257 43V44H258ZM32 44V43H31ZM30 44V45H31ZM41 44V43H40ZM39 44V45H40ZM45 44V43H44ZM60 44V43H59ZM239 43H237V45H238ZM249 44V43H248ZM247 44V45H248ZM49 45V44H48ZM51 45V44H50ZM236 44H234L233 46H235ZM251 45V44H250ZM250 45H248L249 46V48H250ZM254 45V44H253ZM259 45V44H258ZM10 46V47H9ZM22 46V45H21ZM23 46H25V44H23ZM22 46V47H23ZM60 46V45H59ZM240 46V45H239ZM243 46H241V47H239V49L237 50V51H239L240 53L244 50V48H243ZM51 47V46H50ZM23 48H26V47H23ZM32 48V47H31ZM30 48V49H31ZM34 48V47H33ZM38 48V47H37ZM41 48V47H40ZM39 48V49H40ZM57 48V47H56ZM51 49V48H50ZM46 50V49H43V47H42V49L41 50H45L47 53L48 52H50L51 50ZM197 49H199V48H197ZM234 49V48H233ZM57 50V49H56ZM246 51L248 50V48H246L245 49ZM254 50V49H253ZM19 51V49L17 50V52ZM22 51H24V50H22ZM38 51V50H37ZM236 51V50H235ZM11 52H14V54H17V52H16V50L15 51H11ZM39 52V51H38ZM244 52V51H243ZM243 52L241 53V54H243ZM19 53H20V51H19ZM18 53V54H19ZM29 53V52H28ZM40 53V52H39ZM248 53V52H247ZM246 53V54H247ZM252 53H254V52H252ZM13 54V55H14ZM20 54H22V52L20 53ZM19 54V55H20ZM135 54V53H134ZM237 54V53H236ZM239 54V53H238ZM258 54V53H257ZM25 55H26V53H25ZM244 55V54H243ZM21 56H23V55H21ZM47 56H53V55H49V53L47 54ZM241 56V55H240ZM11 57H13V56H11ZM17 57H19V56H16V59H17ZM28 57V56H27ZM237 57V56H236ZM238 57H239V55H238ZM245 57V55L243 56V58ZM247 57V56H246ZM249 57V56H248ZM247 57V58H248ZM252 57V56H251ZM259 57V56H258ZM2 58V57H1ZM7 58V57H6ZM14 58V57H13ZM26 58V57H25ZM31 58V57H30ZM218 58V57H217ZM216 58V59H217ZM220 58V57H219ZM246 58V59H247ZM8 59V58H7ZM15 59V58H14ZM32 59V58H31ZM61 59H65V61L66 62H61V61H59V60H61ZM248 59H251V58H248ZM2 60V59H1ZM18 60H20L19 58H18ZM22 60V59H21ZM219 60V59H218ZM233 60V59H232ZM231 60V61H232ZM244 60V59H243ZM263 60H264V57H263ZM23 61V60H22ZM56 61V63H54ZM202 61V62H201ZM237 61V60H236ZM236 61H232V62H236ZM12 62H13V60H12ZM18 62V61H17ZM32 62H33V60H32ZM201 62V63H200ZM216 62V61H215ZM237 62H240L239 60L237 61ZM237 62H236V64H237ZM4 63V62H3ZM8 63H10V62H8ZM16 63V62H15ZM214 63V64H213ZM217 63H218V61H217ZM216 63V64H217ZM264 63V62H263ZM231 64H233V63H231ZM230 64V65H231ZM243 64V63H242ZM4 65V64H3ZM16 65V64H15ZM34 65V66H33ZM33 65H31V66H33V68H37L38 70H39V68H40V66H38L37 64H33ZM25 66V65H24ZM26 66H28L27 64H26ZM237 66V65H236ZM238 66H239V64H238ZM29 67V66H28ZM220 67V66H219ZM224 67V66H223ZM222 67V68H223ZM226 67V66H225ZM228 67H229V65H228ZM257 67V66H256ZM259 67V66H258ZM218 68V67H217ZM234 68V67H233ZM30 69V68H29ZM219 69V68H218ZM220 69H221V67H220ZM219 69V70H220ZM224 69V68H223ZM228 69V68H227ZM232 69V68H231ZM230 69V70H231ZM235 70V69H234ZM250 70V69H249ZM3 71H5V70H3ZM221 71H223V70H221ZM225 71V70H224ZM232 72H233V70H231ZM231 72V73H232ZM215 73H216V75H215ZM64 74H69L70 76L67 78V79H63V77H64ZM233 74V73H232ZM2 75V74H1ZM231 75V74H230ZM237 75L238 74H236L235 76L237 77ZM40 76V75H39ZM38 76V77H39ZM222 76V79H220V80H222L221 81V84L223 85V86H225V85H227V84H229L230 82H231V80H232V78L229 76V71L228 72H226V73H223V75H221ZM221 76H220V78H221ZM37 77V78H38ZM234 77V76H233ZM235 77V78H236ZM3 78H4V76H3ZM2 78V79H3ZM63 79V80H62ZM209 79V80H210ZM241 79V78H240ZM36 80V79H35ZM52 80V81H51ZM203 80V79H202ZM219 80V81H220ZM244 81V80H243ZM51 82H54V83H56V88H57V92H53V91H51L52 93H56V94H54L53 96H51V93L50 92H48V93H44V95H39V93H38V91H39V89L41 88V89H47V91L48 90H51V88H53L52 87V84H54V83H51ZM233 82H235V81H233ZM236 82H237V80H236ZM236 82H235V84H236ZM59 83V84H58ZM237 84H238V82H237ZM30 85V84H29ZM206 85V84H205ZM221 85V86H222ZM232 85H234V84H232ZM234 86H236V85H234ZM216 87H217V84H216ZM232 86H230V88H231ZM237 87H238V85H237ZM37 88V89H36ZM221 89V87H219L218 86V89ZM225 88H229L228 86L227 87H225ZM235 88V87H234ZM239 88V87H238ZM223 90V89H222ZM231 90V89H230ZM242 90V89H241ZM205 91V90H204ZM203 91V92H204ZM228 91V90H227ZM226 91V92H227ZM229 92V91H228ZM228 92H227V94H228ZM20 94V93H19ZM18 94V95H19ZM239 94V93H238ZM202 96V94H199L198 95V93H194L192 96H197V101L198 100H202V98L203 97H201ZM192 96L189 98V100H190V102H192L193 100H194V98H192ZM135 97V96H134ZM29 98V97H28ZM27 98V99H28ZM243 97H241V99H242ZM143 99V98H142ZM117 100V98H112L110 101H109V103H111V105H113L114 103H112V102H114V101H116ZM188 100V101H189ZM18 101V100H17ZM203 101V100H202ZM201 101V102H202ZM38 102H50V104H49V107H53V109H50L51 111H50V113H49V120H48V122L49 121H53V122H56L58 125H56L57 127L56 128H54V129H51V127L48 125V123H47V126H43L44 127V129L43 128H41V127H39V124H41V123H39V122H41L42 120H43V118L41 117V114L39 115V116H37L36 117V114L34 113V105L36 104V103H38ZM142 102H144V100L142 101ZM146 102V101H145ZM257 103V102H256ZM30 107V109H29V107ZM12 107V106H11ZM90 107L92 108L93 107V110H91L90 109ZM200 107V106H199ZM108 108L110 109L111 107L110 106H108ZM239 108V107H238ZM255 110V109H254ZM123 113H125V112H123ZM127 113V112H126ZM125 113V114H126ZM35 114V115H34ZM151 113H148V112H146V111H143L142 113H141V115H143V118H149L148 116L150 115ZM217 114V113H216ZM29 115V116H28ZM217 116V117H216ZM152 118L153 119H155V117L154 116H152ZM161 118V117H160ZM160 118H158V119H160ZM174 118V117H173ZM147 120V119H146ZM145 120V121H146ZM124 121V122H123ZM128 121V122H127ZM154 121V120H153ZM158 121V120H157ZM145 123H147V122H145ZM149 124H152V123H149ZM190 124V123H189ZM200 125V124H199ZM201 125H203V124H201ZM60 126V127H59ZM157 126V125H156ZM186 126V125H185ZM54 127V126H53ZM59 127V128H58ZM240 127V126H239ZM202 128H203V126H202ZM231 129V128H230ZM28 130V129H27ZM201 130V129H200ZM131 131H134V132H136V133H140L141 135V137L143 138V141L142 142H140V143H138V141H135V139H133V137H135L134 135H130V133H131ZM140 131V132H139ZM239 132V131H238ZM242 132V131H241ZM253 132V131H252ZM42 133H41V135H42ZM199 133V132H198ZM201 133V132H200ZM236 133V132H235ZM245 133V132H244ZM38 134V133H37ZM39 134H40V132H39ZM158 134V133H157ZM23 135V134H22ZM239 135H241V134H239ZM243 135V134H242ZM245 135V134H244ZM33 136H34V134H33ZM37 136H39V135H37ZM236 136V135H235ZM43 137V136H42ZM48 137V136H47ZM72 137H74L75 138V140L73 141V138ZM120 137L121 136H119L118 138H117V140H113V141H115L116 142V144H119V142L118 141H120ZM138 137V136H137ZM148 137V138H147ZM238 137V136H237ZM33 138V137H32ZM52 138V137H51ZM89 138V139H90ZM122 139H123V137H121ZM125 138V137H124ZM191 138V137H190ZM244 138V137H243ZM246 138H247V136H246ZM37 138H35L34 140H36ZM44 139V138H43ZM45 139H46V137H45ZM44 139V140H45ZM88 139V138H87ZM86 139V140H87ZM121 139V140H122ZM39 139H37V141H38ZM41 140V139H40ZM48 140V139H47ZM46 140V141H47ZM50 140V139H49ZM192 140V139H191ZM249 140V139H248ZM108 141V140H107ZM110 141V140H109ZM112 141V142H113ZM185 141V140H184ZM188 141V140H187ZM195 141V146L197 147V148H199L198 146H200V142H199V144H196V141L197 140H194ZM41 142V141H40ZM48 142V141H47ZM55 142V141H54ZM203 142V141H202ZM34 143V142H33ZM37 143V142H36ZM83 143V142H82ZM184 143V142H183ZM187 143V142H186ZM194 143V142H193ZM206 142H204V144H205ZM217 143V144H216ZM47 144V143H46ZM45 144V145H46ZM63 144H61V145H63ZM64 144V145H65ZM109 144V143H108ZM115 144V145H116ZM164 144H166V142L164 143ZM31 145V144H30ZM33 145H35V144H33ZM49 145V144H48ZM48 145H46V146H48ZM60 145V146H61ZM105 145V144H104ZM112 145V144H111ZM111 145H109V147L111 146ZM167 145V144H166ZM193 145V144H192ZM206 145V144H205ZM50 146V145H49ZM57 146V145H56ZM79 146H77L78 148V150H79ZM83 146V145H82ZM86 146V145H85ZM169 146V145H168ZM194 146V145H193ZM202 146H203V144H202ZM36 147H37V144H36ZM40 147V146H39ZM38 147V148H39ZM54 147V146H53ZM52 147V148H53ZM63 147V146H62ZM65 147V146H64ZM189 147V146H188ZM209 147V148H210ZM43 148V147H42ZM76 148V147H75ZM83 148V147H82ZM105 148V147H104ZM176 148V147H175ZM185 148V147H184ZM187 148V147H186ZM190 148V147H189ZM194 148V147H193ZM205 148V147H204ZM210 148V149H211ZM8 149L10 150V152H11V149H12V157L10 158H7L6 157V154L8 153ZM61 149V148H60ZM72 149H74V148H72ZM88 149V148H87ZM87 149H83V150H87ZM113 149V150H114ZM182 149V148H181ZM199 149H201V147L199 148ZM45 150V149H44ZM55 150H56V148H55ZM64 150V149H63ZM62 150V151H63ZM89 150H91V149H89ZM173 150V149H172ZM198 150V149H197ZM196 150V151H197ZM243 150V149H242ZM262 150H264V145L262 146ZM52 151V150H51ZM65 151V150H64ZM63 151V152H64ZM81 151V150H80ZM103 151V152H102ZM102 151H100V153L102 152V153H104L105 151L104 150H102ZM184 151V150H183ZM32 152V151H31ZM35 152V151H34ZM53 152V151H52ZM176 152V151H175ZM188 152V151H187ZM199 152V151H198ZM204 152V151H203ZM211 152V151H210ZM50 154H51V152H49ZM57 153V152H56ZM65 153H66V151H65ZM68 153H71V152H68ZM74 153V152H73ZM94 153V152H93ZM96 153V152H95ZM94 153V154H95ZM112 153H113V151H112ZM182 153V152H181ZM195 153V152H194ZM201 153V152H200ZM18 154V153H17ZM59 154V153H58ZM58 154H57V156H58ZM63 155H64V153H62ZM83 154V153H82ZM84 154H85V152H84ZM108 154H109V152H108ZM111 154V153H110ZM182 154H184V153H182ZM202 154V153H201ZM62 155V156H63ZM73 155V154H72ZM104 155V154H103ZM113 155V154H112ZM114 155H116V154H114ZM113 155V156H114ZM177 155V154H176ZM198 155V154H197ZM234 155V156H233ZM50 156V155H49ZM57 156L55 157V158H57ZM65 156V155H64ZM83 156V155H82ZM91 156V155H90ZM118 156V155H117ZM202 156H203V154H202ZM47 157V156H46ZM53 157V156H52ZM61 157V156H60ZM72 158H73V156H71ZM84 157V156H83ZM98 157V156H97ZM103 157V156H102ZM105 157V156H104ZM139 157L141 158V159H145V161H144V163L140 166V167H136V164H135V162H136V159L138 158L139 159ZM144 157V158H143ZM188 157V156H187ZM239 157V158H238ZM66 158H67V156H66ZM78 158V157H77ZM189 158V157H188ZM217 158V159H216ZM52 159V158H51ZM64 160H66L65 158H63ZM76 159V158H75ZM98 159V158H97ZM97 159H95V160H97ZM110 160H106V162L104 163V161H103V164L105 165V167L107 168H105L106 169V171L109 169V173H108V175L106 176L105 175V173L104 172H102V174L101 175H99V176H94V173H92V174H89V170L86 168V167H84V169H83V167L81 168V167H79V168H76V171L78 170L79 172H80V170H82L83 169V173H87V175L89 174L90 176L89 177H87L86 176V178H85V180H83V182L82 181H80V183L82 182V184L83 185H80L82 188H84L85 189V191L84 192H82V196H84V195H88V193H91V192H93V193H95V187H94V183L95 184H99V182L97 181L98 179H101L100 181H103L102 180V178L104 179V181L106 182V183H109V185L107 184V186H109L107 189H110V190H108L110 193H115L116 192V189L117 188H121L122 189V186H123V184L122 183H119L118 185H115L114 183L116 182L115 180L117 179V174H115V173H113V162L111 161V158H109ZM58 160V159H57ZM71 160V159H70ZM86 160V159H85ZM93 160V159H92ZM94 160V161H95ZM115 160V159H114ZM218 160V161H217ZM52 161V160H51ZM68 161V160H67ZM66 161V162H67ZM73 161H75V160H73ZM93 161V162H94ZM100 161V160H99ZM102 161V160H101ZM116 161V160H115ZM176 161H178V163H179V165H174L173 163L174 162H176ZM21 162V161H20ZM96 162V161H95ZM120 162V161H119ZM6 163V164H5ZM56 163V162H55ZM61 163V162H60ZM72 163H74V162H72ZM88 163V162H87ZM90 163V162H89ZM117 163H118V161H117ZM53 164V163H52ZM64 164H66V163H64ZM115 164V163H114ZM120 164V163H119ZM198 164H200V163H198ZM62 165V164H61ZM60 165V166H61ZM78 165V164H77ZM97 165V164H96ZM101 165H102V163H101ZM116 165V164H115ZM201 165V164H200ZM29 166V165H28ZM65 166V165H64ZM82 166V165H81ZM103 166V165H102ZM139 166V165H138ZM199 166V165H198ZM63 167V166H62ZM68 167V166H67ZM71 167H72V165H71ZM75 167V166H74ZM121 167V166H120ZM201 167V166H200ZM15 168V167H14ZM20 168V170L22 171L21 173H24V175L28 178V169L26 168V167H23V166H21V167H19ZM18 168V169H19ZM64 168V167H63ZM81 168V169H80ZM117 168H118V166L116 167V170H117ZM131 168V169H130ZM199 168V167H198ZM47 169V168H46ZM92 169V168H91ZM104 169V168H103ZM104 169V170H105ZM203 169H204V167H203ZM252 169V168H251ZM25 170H27V171H25ZM62 170H64V169H62ZM71 170H73V169H71ZM115 170V169H114ZM51 171V170H50ZM67 171V170H66ZM77 171V173H79ZM95 171H96V169H95ZM119 170H117L116 172H118ZM204 171V170H203ZM206 171V170H205ZM69 172V169H68V171H67V173ZM7 173V174H8ZM14 173H16V171L14 172ZM41 173H42V171H41ZM45 173V172H44ZM77 173L75 174V175H77ZM119 173V172H118ZM153 173V175H154V177H153V179H151V178H149V174H152ZM251 173V172H250ZM65 174V173H64ZM162 174H164V175H166L165 177H167L168 179H167V182H168V184H163L164 182H165V177L162 175ZM241 174H244L245 176H247V178H246V180H244L245 179V177L243 178V177H241ZM10 175H11V173H10ZM15 175V174H14ZM18 175V174H17ZM24 175H23V177H24ZM30 175H31V173H30ZM39 175V174H38ZM58 175V174H57ZM119 175V174H118ZM152 175V176H153ZM243 175V176H244ZM32 176V175H31ZM36 176V175H35ZM40 176V175H39ZM72 176H74V175H72ZM78 176V175H77ZM81 176V175H80ZM129 176V175H128ZM127 176V177H128ZM132 176V175H131ZM151 176V175H150ZM151 176V177H152ZM212 176V177H213ZM20 177V176H19ZM22 177V176H21ZM235 177H237L238 179H239V181H236V180H238V179H235ZM38 178V177H37ZM46 178V177H45ZM119 178V180H121L120 179V176L118 177ZM135 178H137V177H135ZM139 178H138V180H139ZM157 178V179H156ZM25 179V178H24ZM31 179V178H30ZM39 179V178H38ZM37 179V180H38ZM60 179V178H59ZM80 179V178H79ZM82 179V178H81ZM134 179V178H133ZM149 179H151V181L149 180ZM36 180V179H35ZM46 181H48L47 179H45ZM71 180V179H70ZM128 180V179H127ZM137 180V181H138ZM214 180V179H213ZM28 180H23V182L24 183H28L27 182ZM45 181V182H46ZM134 181V180H133ZM142 181V180H141ZM256 181V180H255ZM30 182V181H29ZM34 182H36V181H34ZM34 182H32V184L34 183ZM44 182V183H45ZM63 182V181H62ZM73 182V181H72ZM55 183V182H54ZM67 183V182H66ZM76 183V182H75ZM79 183V182H78ZM78 183H77V185H78ZM79 183V184H80ZM105 183V184H106ZM117 183V182H116ZM124 183V182H123ZM143 183V182H142ZM147 183V184H148ZM200 183V182H199ZM211 183H213V182H211ZM249 183H252V184H249ZM28 184H31V182L30 183H28ZM27 184V186L28 187H31V185L29 186ZM47 184H49V183H47ZM130 184V183H129ZM195 184V183H194ZM207 184V185H208ZM37 185L39 186V187H37L38 189L41 187V186H43L42 185V183L41 182H37ZM36 185V186H37ZM45 185V184H44ZM50 185V184H49ZM69 185H71V184H69ZM75 184H73V186H74ZM112 185V186H111ZM126 185V187H127V184H125ZM125 185H124V187H125ZM201 185V184H200ZM210 185V184H209ZM236 185V184H235ZM234 185V186H235ZM251 186V187H248V186ZM57 186V185H56ZM65 186V185H64ZM76 186V185H75ZM106 186V185H105ZM146 186V185H145ZM148 186V185H147ZM180 186H183V187H181L180 188ZM233 186V187H234ZM33 187V186H32ZM31 187V188H32ZM48 187H50V186H48ZM79 187V186H78ZM128 187H131V186H128ZM127 187V188H128ZM142 187V186H141ZM199 187V186H198ZM209 187V189H210V187L211 186H208ZM216 187V186H215ZM239 187V186H238ZM23 188H25L24 186H23ZM34 188V187H33ZM71 188V187H70ZM73 188V187H72ZM200 188V187H199ZM198 188V189H199ZM204 188H207V187H204ZM212 188V187H211ZM221 188V187H220ZM241 188V187H240ZM254 188V187H253ZM126 189V188H125ZM186 189V188H185ZM214 189V190H215ZM222 189V188H221ZM224 189H226V188H224ZM229 189V188H228ZM24 190V189H23ZM28 190H30V189H28ZM37 190V189H36ZM46 190H48V189H46ZM52 190V189H51ZM83 190V189H82ZM138 190V189H137ZM205 190V189H204ZM204 190H202L203 192H205ZM5 191H7V190H5ZM13 191V190H12ZM25 191V190H24ZM31 191V190H30ZM30 191H28V192H30ZM44 191V190H43ZM64 191V190H63ZM126 191V190H125ZM141 191V190H140ZM188 191V190H187ZM206 191H207V189H206ZM224 191V190H223ZM27 192V193H28ZM56 192V191H55ZM118 192V191H117ZM126 192H129L130 193V191H126ZM132 192V191H131ZM153 192V193H154ZM10 193V192H9ZM24 193V192H23ZM23 193H19V194H23ZM35 193H37V192H34V194ZM40 193H43V192H40ZM40 193H38V194H40ZM45 193V192H44ZM50 193V192H49ZM57 193L59 194V191H57ZM61 193V192H60ZM64 194H65V192H63ZM63 193H61V194H63ZM138 193H139V191H138ZM137 193V194H138ZM146 194H147V192H145ZM192 192H190V194H191ZM5 194V193H4ZM7 194V193H6ZM18 194V193H17ZM18 194V195H19ZM54 194V193H53ZM92 194V193H91ZM118 194V193H117ZM121 194V193H120ZM126 194H128V193H126ZM181 194H183L184 196L186 195L187 196V194H185V191H184V193H181ZM194 194V193H193ZM25 195V194H24ZM41 195V194H40ZM49 195V194H48ZM76 195H77V193H76ZM94 195V194H93ZM99 195V194H98ZM134 196H135V194H133ZM141 195H145L144 193L143 194H141ZM151 195H152V193H151ZM151 195H147L148 197H146V201L145 202H147V203H153V200L155 199V198H153V196H151ZM202 195V194H201ZM204 195H205V193H204ZM248 195V194H247ZM4 196V195H3ZM54 196V195H53ZM57 197L59 196V195H56ZM111 196V198H112V196H114V195H110ZM121 196H123V195H121ZM121 196H119L120 198H121ZM128 197H129V195H127ZM131 196H132V193H131ZM130 196V197H131ZM133 196V197H134ZM175 196V197H174ZM197 196V195H196ZM254 196V195H253ZM264 196V195H263ZM5 197V196H4ZM4 197H2V198H4ZM7 197V196H6ZM10 197V196H9ZM31 197V196H30ZM36 197V196H35ZM61 197H62V195H61ZM64 197V196H63ZM62 197V198H63ZM76 197V196H75ZM91 197V196H90ZM106 197V196H105ZM108 197V196H107ZM115 197H116V195H115ZM115 197H113V198H115ZM133 197H131V198H133ZM138 197V196H137ZM137 197L135 198L136 199V203H137V205H139L138 203H140V205H141V202L139 201V202H137ZM160 197V196H159ZM189 197V194H188V196H187V198ZM194 197V196H193ZM2 198H0V203L1 204H3V205H5L6 207H7V211H8V206H7V203H8V205H9V202L6 200L5 201V199H2ZM8 198V197H7ZM6 198V199H7ZM94 198V197H93ZM123 198V197H122ZM131 198H130V200H131ZM140 198V197H139ZM138 198V199H139ZM141 198H144V196L143 197H141ZM141 198H140V200H141ZM186 198V197H185ZM197 198V197H196ZM195 198V199H196ZM39 199V198H38ZM42 199V198H41ZM40 199V200H41ZM64 199V198H63ZM107 199V198H106ZM116 199H117V201H118V196L116 197ZM125 199H126V197H125ZM124 199V200H125ZM128 200H129V198H127ZM134 199V198H133ZM157 199V198H156ZM161 199V198H160ZM179 199H178V201H179ZM198 199V198H197ZM15 200V199H14ZM43 200H45V199H43ZM75 200H76V198H75ZM104 200V199H103ZM113 200H115V199H113ZM122 200V199H121ZM189 200V199H188ZM187 199L185 200V201H188ZM191 200H193V198L191 199ZM235 200V201H234ZM16 201H17V199H16ZM16 201H15V203H16ZM95 201V200H94ZM107 201H111L109 198H108V200ZM120 201V200H119ZM127 201V200H126ZM125 201V202H126ZM177 201V202H178ZM179 201V202H180ZM198 201H199V199H198ZM12 202V201H11ZM93 202V201H92ZM104 202V201H103ZM112 202V201H111ZM111 202H108L109 204L111 203ZM121 202H123V201H121ZM128 202V201H127ZM134 202V201H133ZM157 202V201H156ZM160 202V201H159ZM174 202H176V201H174ZM176 202V203H177ZM181 202H180V204H181ZM53 203V202H52ZM100 203V202H99ZM116 203V202H115ZM119 203V202H118ZM151 203V204H152ZM175 203V204H176ZM191 203H193L192 201H191ZM43 204V203H42ZM67 204V203H66ZM86 204V203H85ZM88 204V203H87ZM97 204V203H96ZM101 204V203H100ZM108 204V205H109ZM113 204H114V201H113ZM112 204V205H113ZM131 204H132V202H131ZM143 204H144V202H143ZM155 204V203H154ZM255 204V203H254ZM12 206H13V204H11ZM15 205H17V204H15ZM20 205V204H19ZM39 205H40V203H39ZM45 205V204H44ZM99 205V204H98ZM98 205H96V206H98ZM116 205V204H115ZM114 205V206H115ZM133 205V204H132ZM148 205V204H147ZM146 204H144V206L146 207L147 206ZM153 205V204H152ZM177 205V204H176ZM186 206H187V204H185ZM10 206V205H9ZM21 206V205H20ZM51 206V205H50ZM87 206V205H86ZM100 206V205H99ZM101 206H103V204H101ZM113 206V207H114ZM122 206V205H121ZM149 206V205H148ZM148 206H147V208H146V210L148 209ZM155 206V205H154ZM186 206H185V208H186ZM188 206H191V204H188ZM188 206H187V208H188ZM45 207V206H44ZM43 207V208H44ZM53 207V206H52ZM90 207H92V206H90ZM123 207V206H122ZM132 207V206H131ZM134 207H136V204H135V206ZM140 206H138V208H139ZM149 207H151V206H149ZM179 207V206H178ZM261 207V206H260ZM10 208V207H9ZM21 208V207H20ZM46 208V207H45ZM45 208H44V211H45ZM104 208V207H103ZM111 208V207H110ZM133 208V207H132ZM137 208V209H138ZM140 208H143V206L142 207H140ZM192 208V207H191ZM256 208V207H255ZM17 209H18V207H17ZM49 209H50V207H49ZM79 209V208H78ZM99 209V208H98ZM105 209V208H104ZM117 209V208H116ZM130 209V208H129ZM133 209H135V210H137L136 208H133ZM193 209V208H192ZM16 210V209H15ZM97 210V209H96ZM109 210V209H108ZM111 210V209H110ZM109 210V211H110ZM143 210H145V208L143 209ZM150 210V209H149ZM149 210H147V211H149ZM151 210H153L152 208H151ZM150 210V211H151ZM154 210L152 211V212H154ZM178 210V211H177ZM182 210V211H183ZM189 210H191V209H189ZM258 210V209H257ZM263 210V209H262ZM34 211V210H33ZM64 211V210H63ZM79 211V210H78ZM87 211V210H86ZM100 211H101V209H100ZM138 211H140L139 212V216H143L144 214L142 213L143 211H141V209L140 210H137V213H138ZM146 211V212H147ZM149 211V212H150ZM167 211H169V213L167 214ZM174 212V213H172V212ZM192 211V210H191ZM13 212H15V211H13ZM12 212V213H13ZM48 212V211H47ZM80 212V211H79ZM129 212V211H128ZM171 212V213H170ZM176 212V213H175ZM184 212V211H183ZM12 213H10V215H9V219H7V218H4L7 222L9 221V223L11 224V223H13V224H15L16 223V221H18V218H19V216L17 215V216H12ZM16 213H18L17 211H16ZM16 213H14V214H16ZM36 213V212H35ZM42 213H43V211H42ZM53 213V212H52ZM95 213V212H94ZM132 213V212H131ZM130 213V216L132 215ZM140 213H142V214H140ZM154 213H156V212H154ZM153 213V214H154ZM78 214V213H77ZM98 214V213H97ZM102 214V213H101ZM125 214H127V213H125ZM133 214H136V213H133ZM148 214V216H149V213H147ZM152 214V215H153ZM172 214V215H171ZM52 215V214H51ZM82 215V214H81ZM91 215V214H90ZM93 215V214H92ZM162 215V216H163ZM22 216V215H21ZM49 216V215H48ZM65 216V215H64ZM95 216V215H94ZM94 216H91V217H94ZM117 216V215H116ZM115 216V217H116ZM136 216H137V214H136ZM136 216H135V218H136ZM173 216V217H172ZM34 217V216H33ZM52 217V216H51ZM71 217V216H70ZM99 217V216H98ZM104 217V216H103ZM102 217V218H103ZM114 217V218H115ZM160 217V216H159ZM15 218H17V220L15 219ZM23 218V217H22ZM90 218V217H89ZM124 218H126V216L124 217ZM130 218V217H129ZM137 218H139L138 216H137ZM142 218V217H141ZM147 218V217H146ZM150 218V217H149ZM20 219V218H19ZM55 219V218H54ZM86 219H87V217H86ZM93 219V218H92ZM143 219H145L144 218V216H143ZM151 219V218H150ZM161 219H162V217H161ZM29 220V219H28ZM103 220H106V219H103ZM112 220H113V218H112ZM148 220V219H147ZM146 220V221H147ZM167 220V222H168V218L166 219ZM50 221V220H49ZM73 221V220H72ZM77 221V220H76ZM92 221H94V220H92ZM95 221H97V220H95ZM100 221H102V220H100ZM122 221V220H121ZM150 221V220H149ZM27 222V221H26ZM47 222V221H46ZM60 222V221H59ZM80 222V221H79ZM79 222H77V223H79ZM86 222V221H85ZM85 222H83V223H85ZM104 222V221H103ZM109 222V221H108ZM136 222H138L137 220H136ZM156 222V221H155ZM20 223V222H19ZM22 223V222H21ZM28 223V222H27ZM44 223V222H43ZM48 223V222H47ZM69 223H70V221H69ZM76 223V224H77ZM93 223V222H92ZM95 223V222H94ZM110 223H112V222H110ZM109 223V224H110ZM117 223V222H116ZM142 222H140V225H143V224H145V222H143V224H141ZM165 223H166V221H165ZM170 223V224H171ZM34 224V223H33ZM46 224V223H45ZM44 224V225H45ZM57 223H55V225H56ZM74 224V223H73ZM75 224V225H76ZM81 224V223H80ZM98 224V223H97ZM105 224H107V223H105ZM125 224V223H124ZM148 224L149 225H151L149 222H148ZM169 224V223H168ZM28 225V224H27ZM59 225H60V223H59ZM82 225H84V224H82ZM122 225H123V223H122ZM147 225V224H146ZM148 225V226H149ZM153 225V224H152ZM1 226V225H0ZM17 225L15 224V225H10V227H7V228H9L8 230H6L7 232H9L10 233V231H12L13 229L15 230V228H17L16 227ZM43 226V225H42ZM70 226H72V225H70ZM84 226H86V225H84ZM91 226V225H90ZM137 226H138V224H137ZM136 226V227H137ZM175 226V227H174ZM41 227V226H40ZM46 227V226H45ZM60 227V226H59ZM75 227V226H74ZM78 227V226H77ZM76 227V228H77ZM87 227H88V229H89V226L87 225ZM97 227H99V226H97ZM100 227H102V226H100ZM99 227V228H100ZM103 227H104V225H103ZM102 227V228H103ZM111 227H112V225H111ZM120 227V229H121V227L122 226H119ZM118 227V228H119ZM147 227V226H146ZM164 227V226H163ZM46 228H48V227H46ZM57 228V227H56ZM69 228V227H68ZM75 228V229H76ZM80 228V227H79ZM84 228V227H83ZM92 228V227H91ZM98 228V229H99ZM139 228H142V226H140ZM138 228V229H139ZM154 228V227H153ZM73 229V228H72ZM71 229V230H72ZM105 229V228H104ZM107 229V228H106ZM105 229V230H106ZM109 229V228H108ZM108 229H107V231H108ZM134 227H133V229H132V231H134ZM137 229V230H138ZM146 229V228H145ZM157 230L159 229V228H156ZM165 229V228H164ZM0 230H2V229H0ZM27 230H28V228H27ZM46 230H49V228L48 229H46ZM57 229H55V231H56ZM63 230V229H62ZM68 230V229H67ZM70 230V229H69ZM94 230V229H93ZM92 230V231H93ZM102 229H100V230H98V231H101ZM105 230H104V232H105ZM124 230V229H123ZM127 230V229H126ZM139 230H141V229H139ZM138 230V231H139ZM150 230V229H149ZM42 231V230H41ZM55 231H54V233H55ZM73 231H75L76 232V230H74L73 229ZM78 231V230H77ZM80 231V230H79ZM91 231V232H92ZM109 231H110V229H109ZM119 231V230H118ZM117 231V232H118ZM121 231H122V229H121ZM128 231V230H127ZM131 231V232H132ZM145 231V230H144ZM155 231V230H154ZM3 232H4V230H3ZM2 232V233H3ZM7 232H6V234H7ZM39 232V231H38ZM47 232V231H46ZM67 232V231H66ZM65 232V234H67V233H69V232H67L66 233ZM74 232V233H75ZM85 232H86V229H85ZM103 232V233H104ZM111 232V231H110ZM53 233V232H52ZM58 233V232H57ZM64 233V232H63ZM80 233H81V231H80ZM88 233V232H87ZM86 233V235H88ZM109 233V232H108ZM126 233V232H125ZM139 233V232H138ZM149 233H150V231H149ZM148 233V234H149ZM156 233V232H155ZM159 233H160V230H159ZM13 234H15L14 232H13ZM39 234V233H38ZM43 234H46V233H44V231H43ZM73 234V233H72ZM79 234V233H78ZM101 236H102V234L101 233H99ZM112 234H113V232H112ZM111 234V235H112ZM127 234H129V232L127 233ZM133 234V233H132ZM131 234V235H132ZM142 234H145L144 232L142 233ZM157 234V233H156ZM48 235H50V233L48 234ZM70 235V234H69ZM77 235V234H76ZM75 235V236H76ZM97 235V234H96ZM109 235V234H108ZM140 235V234H139ZM149 235H151L150 236V238L151 237H155V235H153L152 236V234H149ZM149 235H147V236H149ZM263 235V234H262ZM5 236V235H4ZM4 236H2V237H4ZM14 236V235H13ZM42 236V235H41ZM57 236H59V235H57ZM65 236V235H64ZM73 236H74V234H73ZM85 236V235H84ZM99 236V235H98ZM104 236V235H103ZM107 236V235H106ZM105 236V237H106ZM120 236H123L122 234L120 235ZM125 236V235H124ZM123 236V237H124ZM145 236V235H144ZM146 236V237H147ZM164 236V235H163ZM168 236V235H167ZM168 236V237H169ZM6 237V236H5ZM5 237H4V239H5ZM9 237H10V235H9ZM51 237H52V235H51ZM61 237H62V234H61ZM82 237V236H81ZM96 237V236H95ZM128 238L129 237H131V236H127ZM138 237V236H137ZM161 237V236H160ZM8 238V237H7ZM48 238V237H47ZM75 238V237H74ZM87 238V237H86ZM99 238V237H98ZM102 238V237H101ZM104 238V237H103ZM116 238H117V234H116ZM121 238V237H120ZM132 238V237H131ZM142 238H144V237H142ZM141 238V236H140V238H139V240L140 239H142ZM14 239V238H13ZM39 239V238H38ZM90 239V238H89ZM109 239H112V238H109ZM123 239V238H122ZM130 239V238H129ZM128 239V240H129ZM145 240H146V238H144ZM162 239V238H161ZM1 240H3V238L1 239ZM51 240V239H50ZM54 239H52V241H53ZM56 240V239H55ZM68 240V239H67ZM79 240H81V239H79ZM94 240V239H93ZM101 240V239H100ZM114 240V239H113ZM121 240V239H120ZM144 240V242H147V241H145ZM147 240H148V237H147ZM151 240H152V238H151ZM163 240V239H162ZM6 241V240H5ZM38 241V240H37ZM40 241H41V238H40ZM51 241V242H52ZM58 241V240H57ZM74 241V240H73ZM72 241V242H73ZM96 241H97V239H96ZM102 241V240H101ZM104 241V240H103ZM122 241V240H121ZM124 241V240H123ZM122 241V242H123ZM152 241V242H153ZM4 242V241H3ZM7 242V241H6ZM10 242V241H9ZM60 242V241H59ZM78 242V241H77ZM95 242V241H94ZM125 242V241H124ZM135 242H136V240H135ZM143 242V243H144ZM150 242V241H149ZM40 243V242H39ZM53 243V242H52ZM84 243V242H83ZM101 243V242H100ZM111 243V242H110ZM116 244H117V242H115ZM127 243V242H126ZM136 243H138V242H136ZM142 243V242H141ZM141 243L140 244H138V245H141ZM0 244H2V242L0 243ZM5 244H8V242L7 243H5ZM49 244H51V243H49ZM62 244V243H61ZM70 244V243H69ZM77 244V243H76ZM80 244V243H79ZM88 244H91L90 242L88 243ZM95 244V243H94ZM93 244V245H94ZM99 243H97V246H100V245H98ZM103 245H104V243H102ZM130 244H131V242H130ZM129 244V245H130ZM147 244V243H146ZM4 245V244H3ZM58 245H60V244H58ZM57 245V246H58ZM72 245V244H71ZM92 245V244H91ZM108 245H110L111 246V244H109L108 243ZM107 245V246H108ZM128 245V246H129ZM144 245V244H143ZM143 245H141V246H143ZM2 246V245H1ZM7 246V245H6ZM10 246V245H9ZM48 246V245H47ZM76 246V247H75ZM74 247L77 249V246H78V244L77 245H75ZM87 245H85V247H86ZM105 246H106V242H105ZM112 246H114V245H112ZM117 246V245H116ZM120 246H121V243H120ZM119 246V247H120ZM131 246V245H130ZM145 246H147V245H145ZM52 247H53V245H52ZM63 247H64V245H63ZM72 247L73 246H71L70 248L72 249ZM90 247V246H89ZM88 247V248H89ZM92 247H94V246H92ZM91 247V248H92ZM103 247V246H102ZM122 247V246H121ZM135 247V246H134ZM148 247V246H147ZM258 247V248H257ZM50 248V247H49ZM54 248V250H55V247H53ZM52 248V249H53ZM91 248H90V250H91ZM106 248V247H105ZM125 248V247H124ZM123 248V249H124ZM128 248V247H127ZM131 248V247H130ZM133 248V247H132ZM139 249H140V247H138ZM5 249V248H4ZM3 249V250H4ZM23 249V248H22ZM56 249H60V248H56ZM87 249V248H86ZM94 249V248H93ZM100 249V248H99ZM110 249H112V247L110 248ZM110 249H108V251H110ZM113 249H115V248H113ZM120 249V248H119ZM123 249H121V250H123ZM136 249H137V247H136ZM143 248H141V250H142ZM145 249H146V247H145ZM144 249V250H145ZM2 250V249H1ZM32 250V249H31ZM45 250V249H44ZM66 250V249H65ZM73 250V249H72ZM84 250V249H83ZM101 250V249H100ZM125 250H127V249H125ZM125 250H123L124 252H125ZM138 250V249H137ZM137 250H135V251H137ZM147 250V249H146ZM145 250V251H146ZM11 251V250H10ZM19 251V250H18ZM20 251H21V249H20ZM46 251V250H45ZM77 251H79V249H77ZM97 251L99 252V250H98V248H97ZM104 251H105V249H104ZM107 250H106V252H108ZM117 250H115V252H116ZM144 251V252H145ZM34 252V251H33ZM37 252H38V249H37ZM68 252V251H67ZM71 253H72V251H70ZM69 252V253H70ZM84 252V251H83ZM89 251L87 250V253H88ZM92 252V251H91ZM98 252H97V254H98ZM111 253H113L112 251H110ZM114 252V253H115ZM132 252V251H131ZM138 252V251H137ZM141 252H143V251H141ZM146 252H148V251H146ZM151 252V251H150ZM25 253V252H24ZM39 253V252H38ZM48 253V252H47ZM51 253V252H50ZM56 253V252H55ZM81 253V252H80ZM85 253H86V251H85ZM86 253V254H87ZM95 253H96V251L94 252V255H95ZM120 253V252H119ZM118 253V254H119ZM134 253V252H133ZM149 253V252H148ZM40 254V253H39ZM43 254V253H42ZM89 254V253H88ZM92 254V253H91ZM101 254H102V252H101ZM103 254H104V252H103ZM139 254V253H138ZM137 254V255H138ZM142 254V253H141ZM7 255V254H6ZM27 255V254H26ZM41 255V254H40ZM46 255V254H45ZM53 255V254H52ZM70 255V254H69ZM93 255V254H92ZM100 255V254H99ZM98 255V256H99ZM108 254H106V256H107ZM114 255V254H113ZM116 255V254H115ZM123 254H121V256H122ZM124 255L126 256V254L124 253ZM129 255H130V253H129ZM135 255H136V253H135ZM143 255V254H142ZM148 255V254H147ZM150 255V254H149ZM25 256V255H24ZM23 256V257H24ZM57 256V255H56ZM60 256V255H59ZM58 256V257H59ZM65 256V255H64ZM75 256H78V254H75ZM89 256H91V255H89ZM88 256V257H89ZM101 256V255H100ZM102 256H104V255H102ZM101 256V257H102ZM105 256V257H106ZM112 256V255H111ZM111 256H110V258H111ZM118 255H116V256H113V257H116L117 259L119 258V257H117ZM146 256V255H145ZM144 256V257H145ZM26 257H29V256H26ZM42 257H44V254H43V256ZM52 257H54V256H52ZM84 257V256H83ZM94 256H92V258H93ZM96 257H97V255H96ZM95 257V258H96ZM130 257H132V255L130 256ZM129 257V258H130ZM142 257V256H141ZM149 257V256H148ZM20 258V257H19ZM19 258H18V255H14V258H12V262H19L20 260H19ZM66 258H67V256H66ZM84 258H86V256L84 257ZM90 258V257H89ZM124 258V257H123ZM135 258H136V256H135ZM147 258V257H146ZM8 259V258H7ZM21 259V258H20ZM49 259V258H48ZM47 259V260H48ZM68 259H71V257L69 258L68 257ZM82 259V258H81ZM80 259V260H81ZM113 259V258H112ZM133 259V258H132ZM132 259H130V260H132ZM141 259V258H140ZM6 260V259H5ZM24 260H26L25 258H24ZM39 260V259H38ZM44 260H46V258L44 259ZM53 260H54V258H53ZM52 260V261H53ZM73 260H74V258H73ZM85 260V259H84ZM84 260H82V262L81 263H83V261ZM114 260V259H113ZM116 260V259H115ZM124 260V259H123ZM122 260V261H123ZM134 260V259H133ZM145 260V259H144ZM147 260V259H146ZM149 260V259H148ZM2 261H3V259H1L0 258V263H2ZM33 261V260H32ZM37 261V260H36ZM35 261V262H36ZM51 261V260H50ZM64 261V260H63ZM77 261V260H76ZM78 261H79V259H78ZM87 261V260H86ZM89 261V260H88ZM93 261V260H92ZM135 261V260H134ZM138 261H141V260H139L138 259ZM260 261V262H261ZM21 262H22V260H21ZM39 262V261H38ZM95 262H96V260H95ZM114 262V261H113ZM113 262H111V259H109V258H101L100 260H99V262L98 263H95V264H113ZM119 262V261H118ZM128 262V261H127ZM130 262V261H129ZM133 262V261H132ZM143 262V261H142ZM9 263V262H8ZM11 263V262H10ZM24 263V262H23ZM22 263V264H23ZM45 263V262H44ZM43 263V264H44ZM52 263V262H51ZM50 263V264H51ZM61 262L59 261V264H60ZM80 263V264H81ZM84 263L85 264H87L85 261H84ZM89 263H91V264H93L92 262H89ZM124 263H126L125 262V260H124ZM137 263V262H136ZM144 263V262H143ZM143 263H141V264H143ZM148 262L146 261V264H147ZM18 264H21V263H18ZM47 264H48V262H47ZM52 264H54V263H52ZM58 264V263H57ZM65 264V263H64ZM79 264V263H78ZM118 264V263H117ZM126 264H128V263H126ZM131 264V263H130Z\"/></svg>","mask_w":264,"mask_h":264}]
</instances>
